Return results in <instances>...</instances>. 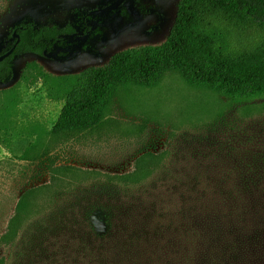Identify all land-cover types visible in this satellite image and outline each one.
<instances>
[{
    "label": "rangeland",
    "instance_id": "374dc122",
    "mask_svg": "<svg viewBox=\"0 0 264 264\" xmlns=\"http://www.w3.org/2000/svg\"><path fill=\"white\" fill-rule=\"evenodd\" d=\"M111 1L0 0V51L21 21L64 25ZM177 2L125 0L92 14L75 44L13 58L0 82V264H264V99L233 102L171 71L150 87L120 86L98 127L66 137L51 131L63 103L55 89L20 78L30 61L51 83L160 44ZM144 153L155 158L138 184L113 178ZM197 197L215 203L214 222L183 217ZM177 230L213 233L219 253H170Z\"/></svg>",
    "mask_w": 264,
    "mask_h": 264
},
{
    "label": "trees",
    "instance_id": "16d2710c",
    "mask_svg": "<svg viewBox=\"0 0 264 264\" xmlns=\"http://www.w3.org/2000/svg\"><path fill=\"white\" fill-rule=\"evenodd\" d=\"M92 17L87 11H78L74 20L64 25L17 23L0 51L1 55L13 47L11 54L0 61V82L12 78L11 61L15 56L23 53L43 56L75 44L77 30L82 34L90 32L88 22ZM171 71L180 74L188 84L212 89L233 102L264 99V0H178L174 22L160 44L117 51L104 65L57 76V81L51 83L52 75L30 61L25 63L20 78L25 82L40 79L51 95L55 89L63 103L51 131L67 137L98 127L120 86L150 87ZM154 158L152 153H144L137 158L132 172L113 178L124 185L138 184ZM36 190L28 189L19 197L17 214L25 196ZM204 201L197 197L188 203L183 217L198 222L209 218L214 222L215 217L211 220L210 216H215V203ZM17 214L9 226L18 220ZM176 232L178 245L170 253H219L211 232L203 235Z\"/></svg>",
    "mask_w": 264,
    "mask_h": 264
},
{
    "label": "water",
    "instance_id": "95a60500",
    "mask_svg": "<svg viewBox=\"0 0 264 264\" xmlns=\"http://www.w3.org/2000/svg\"><path fill=\"white\" fill-rule=\"evenodd\" d=\"M125 0H113L110 3H108L107 5H105L104 7L101 8H96V9H91L88 11V14H104L108 11H113L115 9H117L118 7L121 6V4L124 2ZM87 34H82V35H77L74 40H80L86 37ZM13 36H16L15 32H13ZM13 50V47L10 48L8 51H6L5 53L0 55V61H2L5 57H7L8 55L11 54Z\"/></svg>",
    "mask_w": 264,
    "mask_h": 264
}]
</instances>
